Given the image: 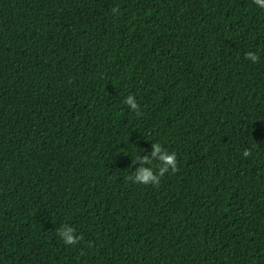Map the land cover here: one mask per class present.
<instances>
[{
	"label": "trees",
	"instance_id": "obj_1",
	"mask_svg": "<svg viewBox=\"0 0 264 264\" xmlns=\"http://www.w3.org/2000/svg\"><path fill=\"white\" fill-rule=\"evenodd\" d=\"M0 264H264V9L0 0Z\"/></svg>",
	"mask_w": 264,
	"mask_h": 264
},
{
	"label": "clouds",
	"instance_id": "obj_2",
	"mask_svg": "<svg viewBox=\"0 0 264 264\" xmlns=\"http://www.w3.org/2000/svg\"><path fill=\"white\" fill-rule=\"evenodd\" d=\"M254 4L264 9V0H254ZM117 9H113L116 12ZM246 57L250 62H256L259 56L255 52L246 53ZM123 103L128 106L131 111H137L139 105L136 97L129 93L123 100ZM150 150L143 149L135 151L136 146H133V159L131 165L134 166L131 175L128 179L135 184L145 186H158L161 177L166 173L175 172L177 169V158L175 151H169L162 145L160 141L149 143ZM250 155L248 149L242 151V156L247 158ZM59 238L65 246H75L80 241L81 236L76 232L73 225L67 222L62 223L57 229Z\"/></svg>",
	"mask_w": 264,
	"mask_h": 264
}]
</instances>
